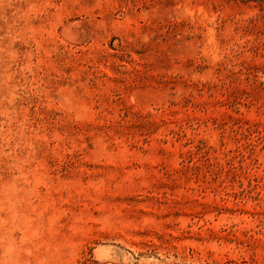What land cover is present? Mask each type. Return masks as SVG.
<instances>
[{
	"label": "rangeland",
	"instance_id": "obj_1",
	"mask_svg": "<svg viewBox=\"0 0 264 264\" xmlns=\"http://www.w3.org/2000/svg\"><path fill=\"white\" fill-rule=\"evenodd\" d=\"M21 258L264 264V0H0V264Z\"/></svg>",
	"mask_w": 264,
	"mask_h": 264
},
{
	"label": "bare ground",
	"instance_id": "obj_2",
	"mask_svg": "<svg viewBox=\"0 0 264 264\" xmlns=\"http://www.w3.org/2000/svg\"><path fill=\"white\" fill-rule=\"evenodd\" d=\"M71 34H73V33L71 32ZM73 36H74V35H73ZM31 228H32V227H31ZM31 232H32V229H31ZM25 251H26V249H25ZM25 251H24V252H25ZM25 253H27V252H25ZM24 257H25V256H24ZM22 258H23V257H22ZM22 258H21V259H22ZM25 263H26V260H25V258H24V260L22 259V264H25Z\"/></svg>",
	"mask_w": 264,
	"mask_h": 264
}]
</instances>
